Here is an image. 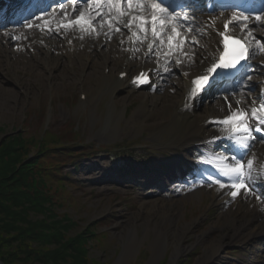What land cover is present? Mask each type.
<instances>
[{
    "label": "rangeland",
    "instance_id": "374dc122",
    "mask_svg": "<svg viewBox=\"0 0 264 264\" xmlns=\"http://www.w3.org/2000/svg\"><path fill=\"white\" fill-rule=\"evenodd\" d=\"M261 38L264 39L262 36ZM13 42L8 49L9 53L16 50L17 54L23 52L27 53L29 58L32 57L34 49L20 44L14 46L18 43L15 39ZM41 44L39 41L40 47ZM5 50L3 48L2 53L0 52L1 56L8 51ZM19 56L14 59L3 57L0 64V129L3 130L0 139L21 131L28 116H32L28 124H34L31 133L39 131L44 126V121L42 122L43 116L37 114L52 102L54 107L50 106L49 111L55 108L54 124L58 126L56 128L69 121L75 122L85 131L86 143L116 144L140 139L131 146L132 153H126L136 155V163H144L143 158H139L141 155H148L156 160L154 153L166 154L171 150L173 139L176 140L186 131L185 126L182 131V126L174 122L175 111H171L168 104H158L156 108L151 105L152 100L147 99L150 92L114 95L103 78L110 76L108 69L97 66L95 70L96 65L93 64L84 66L80 63L83 58L79 59L75 68L72 65H55L59 61L50 58L44 62L45 65H36L33 62L34 65L31 66L26 63L24 57ZM29 60L32 63L31 59ZM119 71L120 68L116 73ZM171 75L174 82L183 77L178 71ZM81 90L90 98L87 104L79 100ZM2 91L6 96L3 97ZM8 97L12 99L8 100ZM199 110L196 114H201ZM162 126H168L169 129L161 130ZM105 129L106 132L110 129L108 134L104 133ZM263 148L264 143L259 144L258 149L248 156V159L255 157L257 160ZM113 152L112 155L96 153L95 156L82 160L81 167L74 171L73 177L81 178L84 183H80L78 189L63 186L72 195L66 197L67 204L57 212L60 215H69L78 222L79 226L69 233L70 237L76 236L88 225L106 219L102 222L103 225L96 228L98 238L90 242V264H137L143 261L142 257L147 253L148 259L143 264H161L167 256V264H180L181 261L191 258L190 264H198L206 244L219 239L225 225L233 220V216L242 215L241 207L228 210L229 206L224 204L225 199L229 197L225 188H207L202 190L203 196L195 193L169 200L168 196L164 195L169 194L168 192L153 195L154 191L159 192V188L146 189L144 184L148 180L145 179H139L125 187L116 186L112 181L106 184L92 183L91 180L97 181L103 177V169H106L109 175L113 174L112 177L118 174V167L123 166L120 159L124 153L118 150ZM98 167L100 171L93 174L92 171ZM72 170V165H67L64 169L66 172ZM127 177L130 176H125ZM54 188L59 189V186L54 185ZM222 193H225L224 199L220 198ZM131 200L134 202H129ZM167 201L174 202L167 205ZM243 202L246 206L250 204L247 200ZM251 207L254 212V206ZM165 214L170 216L167 217L171 218V221L162 222ZM32 217L43 219L42 215L33 214ZM148 227L152 229L151 232L146 231ZM161 229L167 234L162 247L155 234ZM133 232L136 234L134 244L127 249ZM226 242L220 251L223 264L264 263V246L260 239L246 245L241 244L240 240ZM176 243L182 244L183 252L174 260ZM241 246H244V252H235ZM123 256L125 257L122 258ZM0 259L6 264L1 257Z\"/></svg>",
    "mask_w": 264,
    "mask_h": 264
},
{
    "label": "snow or ice",
    "instance_id": "6c2138e0",
    "mask_svg": "<svg viewBox=\"0 0 264 264\" xmlns=\"http://www.w3.org/2000/svg\"><path fill=\"white\" fill-rule=\"evenodd\" d=\"M70 2L72 5L71 14L65 5L61 4V15L58 19V14L55 12L47 13V19L37 16V20L43 21L40 30L44 31L47 28L51 32L55 25L57 32L61 29L65 31L76 29L81 33L99 36L101 30L107 28L108 31L105 35L111 38L122 29H127L134 43H143L148 40L150 34L148 52L159 55L161 50H164L165 72L169 71L168 65L172 63L168 57L177 52L187 56L188 54L183 52V49L186 46L191 48L199 46V39L196 37L204 34L195 29L192 23L195 19L194 16L190 17L187 13L182 15L181 12L176 11L175 7L166 3V0H84L82 4L79 0H70ZM250 21L264 25V13L257 14L255 17H252L251 14L234 13L225 21L223 32L218 33L221 37V53L205 74L192 81L188 93L189 100L202 94L221 72L236 71L253 56L264 54V40L257 39L254 35L255 29L249 27ZM230 25L239 28L242 35L232 36ZM33 26L32 22L27 24L29 29ZM175 63L179 64L181 60L176 59ZM147 76V73L142 72L133 82L136 84L148 83ZM251 79V75L245 77V81ZM246 87L248 85L242 82L241 90ZM229 108L231 109V105ZM251 121H255L261 127H252ZM216 123L223 126V130L227 134L226 138L244 150L245 156L244 158L237 156L226 158L214 153L212 158H204L202 162L213 166L221 176L226 178L228 183L211 176L208 179L221 189L228 188L233 199L242 193L251 194L252 189L249 186V181L253 178L254 171L258 172L261 169V164L255 157L248 159L247 156L251 155L250 141L255 139L252 133L259 132L264 127V101L258 105L254 103L247 110L237 108L226 118L216 121Z\"/></svg>",
    "mask_w": 264,
    "mask_h": 264
},
{
    "label": "bare ground",
    "instance_id": "6f19581e",
    "mask_svg": "<svg viewBox=\"0 0 264 264\" xmlns=\"http://www.w3.org/2000/svg\"><path fill=\"white\" fill-rule=\"evenodd\" d=\"M67 10L71 14V9L67 8ZM57 14H58L57 19H58L61 13L57 12ZM44 18L47 19L48 17H44ZM224 20L226 21L224 17H220L216 19L214 26L212 25V27H208V28H205L204 23H200V22L197 23L198 26L194 25L197 31H202L204 34L202 36L196 37L199 39V46L195 48L186 46L183 49V52H186L188 54L187 56L183 55L180 52L179 59L181 60V64H182L183 77L176 82H174L173 78L169 79L168 83L162 88V92H163L162 94L158 96H151V97H156V98H153V103L155 104L154 106H156L158 103L169 104L168 107L171 109V111L173 110L175 111L173 112L175 113L174 122H176L178 125H181L182 127H184V124H186L192 130L185 137L197 135L199 132L205 129V126L207 125V123L216 122L218 121L217 118H219L221 114H223L222 116H225L229 114L231 111V109H228L225 105H223L222 102H217L213 106H211L209 109L210 114L213 116L211 117L204 116L201 118L194 117L193 115L189 116L190 109L191 108L193 109L194 108L193 106L198 101V99L197 100L188 99V93L192 86V81L196 77L201 76L204 73H206L207 71L206 68L210 65L212 60H215L214 57H216V55L219 54V51L221 50V37L218 35V31L223 32L224 28L222 26V22H224ZM200 25L202 28L200 27ZM107 31H108L107 28L101 30V34L99 35V38L96 39L98 43H86L87 42L86 38L83 40L84 43L82 44V46L84 45L86 48H88L89 46H93L94 44H99L96 46L97 49L100 48L101 46L105 48V50L104 48L102 49L103 51L102 54L106 55L105 60L103 57L100 56V54H98L97 52L94 53L92 51V54L90 57L93 60L92 64L94 66L96 65V67H94L95 70L97 69V66L99 68L103 66L106 67L107 66L106 64H109L111 68L114 69V66H115L114 62H116L117 60V58L115 57L118 53H120V49H118V48H121L120 45L124 44V46L127 47V45L133 41V38L130 37V34L129 33L127 34V31H128L127 29H122L120 32H117L114 35H112L111 38L105 35V32ZM14 32L20 33L21 40L19 44L29 49L30 48L34 49L33 50L34 53H32L31 58H29V56H26V54L19 56V57H24L25 58L24 60H26V63H28L31 66H33L34 63L36 65H40V64L45 65L44 62L49 58L53 59L54 61H57L56 56L52 57L50 55L51 53L55 54L52 51L60 53L59 57L63 64L65 61V58L63 56L62 51L65 50V48L61 41L67 40V38H69L68 41L72 40L73 42L72 45H74V44H77L75 39H79V38L83 39L85 37V33H81L76 29H72L68 31L61 29L59 32H57L55 31V25H53V31L51 32L46 31L42 33L38 31H34V29H30L28 31L21 30L20 27H18V25H15V27H11L10 30L8 31L4 30L2 34H5L6 38L7 37L10 38L11 35L14 34ZM256 32L255 33L257 34V36H264V25L262 28H259ZM2 34H0V40H1ZM39 41L42 42L41 45H44L43 47L42 46L40 47V45H38ZM64 43L67 44V42H64ZM45 45H49V50L51 53L47 54L44 51ZM51 45H54V47H52ZM0 46H1V41H0ZM11 46H12V43L10 44V47ZM14 46H18V44H15ZM137 48H139V46H137ZM0 50H1L0 52L2 53L3 50L2 49ZM3 57L5 58L11 57L12 59H14L18 57V54L16 53V50L10 53L9 51H6L4 54H2V56L0 55V64L3 61ZM189 57H191V59H189ZM29 59H31L32 63L30 62ZM130 63L133 65V62H130ZM56 64L57 63H55V65ZM71 64L75 66L74 60H72ZM255 64L257 65V67H255L256 72L260 70L259 67L264 69V54H258L255 57L254 65ZM64 67H67V64H65ZM56 78L59 79V77H56ZM120 87L124 88V86L119 82L115 84L113 83V90H116L117 88H120ZM249 88H253V86H250ZM2 92L3 93L1 94L3 95V97L6 96L5 95L6 93L4 91ZM243 93L245 92H242V94ZM14 96L16 95L14 94ZM242 97H244V94ZM253 97L255 98L253 102H249L243 98V108L252 107L254 103L258 105L260 102L264 101V95L261 94L260 91H256L255 93H253ZM8 98H9L8 100L12 99V97H8ZM185 137H183L181 141L185 139ZM219 156H223V155H219ZM258 163L261 164V169L258 172L254 171L253 178L250 180L249 186L251 187L253 193L264 197V150L261 153ZM122 185L123 184H120V186ZM200 194L201 193L199 192L198 195ZM242 195H244V193H242ZM239 204H240V201H238L235 206H238ZM263 209H264V205H263ZM167 216L169 215L167 214L164 215L162 222L165 223L167 221H171V218H168ZM146 231L151 232L152 229L148 227ZM155 234H156V237L158 238V241L161 243L159 244L160 247H162L166 242L165 240L166 235H167L166 231L161 229L160 231L155 232ZM135 236L136 234L135 232H133L132 239L130 243L128 244L127 249H130L133 246ZM263 236H264V212H260V207L256 205V211L254 212H252L250 208L249 213H244L243 211L242 215L238 214V215L233 216V220L229 224L225 225L222 233L219 236V239L210 244H206L205 252L202 255L198 264H223V261L220 259L221 258L220 251L224 247V245L227 244L226 242L227 240H229L230 242L235 241V240L245 241L247 239H253V238L263 237ZM182 252H183L182 244L176 243L174 260H176V258H178L182 254ZM124 257L125 256H123L122 258Z\"/></svg>",
    "mask_w": 264,
    "mask_h": 264
},
{
    "label": "trees",
    "instance_id": "16d2710c",
    "mask_svg": "<svg viewBox=\"0 0 264 264\" xmlns=\"http://www.w3.org/2000/svg\"><path fill=\"white\" fill-rule=\"evenodd\" d=\"M55 137L51 134L48 144ZM57 137V142L75 139L66 131ZM38 147L39 140L22 134L0 139V257L6 264H90V240L97 235L91 228L69 236L78 223L57 213L63 199L50 185L53 172L40 156L49 150L31 157Z\"/></svg>",
    "mask_w": 264,
    "mask_h": 264
},
{
    "label": "water",
    "instance_id": "95a60500",
    "mask_svg": "<svg viewBox=\"0 0 264 264\" xmlns=\"http://www.w3.org/2000/svg\"><path fill=\"white\" fill-rule=\"evenodd\" d=\"M0 264H4V263L1 261V259H0Z\"/></svg>",
    "mask_w": 264,
    "mask_h": 264
}]
</instances>
